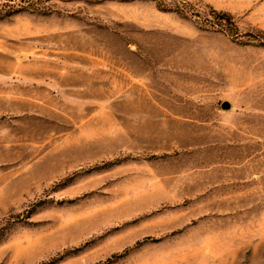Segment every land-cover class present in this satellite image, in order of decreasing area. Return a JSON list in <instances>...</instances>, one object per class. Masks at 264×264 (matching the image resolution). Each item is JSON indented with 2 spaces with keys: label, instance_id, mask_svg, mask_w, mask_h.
I'll return each instance as SVG.
<instances>
[{
  "label": "rangeland",
  "instance_id": "1",
  "mask_svg": "<svg viewBox=\"0 0 264 264\" xmlns=\"http://www.w3.org/2000/svg\"><path fill=\"white\" fill-rule=\"evenodd\" d=\"M0 264H264V0H0Z\"/></svg>",
  "mask_w": 264,
  "mask_h": 264
},
{
  "label": "water",
  "instance_id": "2",
  "mask_svg": "<svg viewBox=\"0 0 264 264\" xmlns=\"http://www.w3.org/2000/svg\"><path fill=\"white\" fill-rule=\"evenodd\" d=\"M223 109H230L232 107V104L229 101H225L222 104Z\"/></svg>",
  "mask_w": 264,
  "mask_h": 264
}]
</instances>
